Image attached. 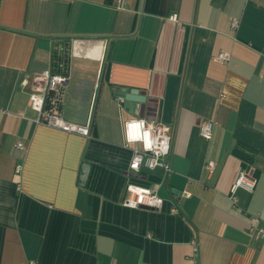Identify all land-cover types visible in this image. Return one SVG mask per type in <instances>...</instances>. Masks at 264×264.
<instances>
[{"label":"crops","instance_id":"obj_1","mask_svg":"<svg viewBox=\"0 0 264 264\" xmlns=\"http://www.w3.org/2000/svg\"><path fill=\"white\" fill-rule=\"evenodd\" d=\"M45 71L66 78L57 112L88 137L34 123ZM130 91L145 97L133 114L117 102ZM132 118L168 129L166 177L129 170ZM241 172L256 185L233 203ZM128 184L162 208L125 207ZM252 217L264 228V0H0V264H264Z\"/></svg>","mask_w":264,"mask_h":264},{"label":"built area","instance_id":"obj_2","mask_svg":"<svg viewBox=\"0 0 264 264\" xmlns=\"http://www.w3.org/2000/svg\"><path fill=\"white\" fill-rule=\"evenodd\" d=\"M117 4L118 10H123L125 8V0H114ZM237 27L236 21H231V28L235 29ZM216 62L225 65L230 61V55L226 53H219L216 56ZM47 73V75H45ZM66 82V78L60 74L53 73L50 71H45L39 75L34 76L31 79V82L29 84L30 86V92L28 95L29 100V107L32 111L36 113V118L33 120L35 124L42 125L51 129L59 130L66 134H73L78 135L81 137H88L89 136V129L90 124L89 121H87L85 124H76L71 123L63 120L58 112L57 107L60 100V91L63 84ZM117 102L119 106H122L124 103V99L121 97L117 98ZM133 119V118H132ZM139 119V118H135ZM153 124V123H152ZM215 123L213 121H206L202 122L199 127V134L201 138L208 142L212 139L213 136V130H214ZM153 135L159 136L161 138V141H163V154L158 157L159 164H157L154 169H149L146 164L149 161L150 158L153 160L156 159L154 152H145L142 144H134V145H128L126 147H131V159L129 163V170L132 171L130 168V164L132 162V158L134 155H138L142 158V162L140 163L139 172L142 169L146 170H155V169H161L165 175V177L170 172V167L168 163V156L170 154V144H171V135L168 131V129L160 124H153ZM123 140L124 145L126 144V141L124 139L123 134ZM17 147L19 149H22V145L18 144ZM160 149H157L159 151ZM204 170L209 174L212 175L215 171V163L213 161H206L203 166ZM16 173L20 172V167L18 166L15 170ZM133 172V171H132ZM138 172V173H139ZM137 173V172H134ZM241 177L244 178L243 183L241 186H237V181L241 179ZM249 184L251 185V190H247ZM256 185V180L249 176L247 173L241 172L237 176L236 180L234 181L233 185L230 188V198L232 202H235L234 193L236 190L241 189L245 192L251 193ZM147 188L151 190V195L156 196L159 199H161L164 203V200L160 198L157 194L156 189L151 187H142ZM127 197L125 198L123 205L130 200V199H136L135 195L132 193H129L128 186H127ZM163 203L160 206H153L148 203V197L145 198V202L142 204H138L137 207H127L130 209H148L153 211H158L162 208ZM175 212V208L172 210ZM259 222V219L257 217H252L250 219V227L249 230L257 237L264 238V228H259L257 226ZM27 264H34L32 262H29ZM197 264V263H194Z\"/></svg>","mask_w":264,"mask_h":264},{"label":"clouds","instance_id":"obj_3","mask_svg":"<svg viewBox=\"0 0 264 264\" xmlns=\"http://www.w3.org/2000/svg\"><path fill=\"white\" fill-rule=\"evenodd\" d=\"M106 43V42H104ZM89 59H98L99 57L88 56ZM47 75V73H45ZM27 84V81L24 82ZM138 115V112H136ZM123 134L124 139L126 141L125 146L134 145V144H142L145 152H154L156 157L155 160L152 158L149 159L146 166L149 169H154V167L159 164L158 157L163 154V141L159 136L153 135V124L143 118L139 119H129L123 122ZM157 149H160L157 151ZM142 162V158L138 155H134L132 158V162L130 164V168L133 172H139L140 163ZM244 178L241 177L240 180L237 181V186H241ZM247 190H251V185L249 184ZM128 191L135 195L136 199H130L125 206L135 208L138 204H142L145 202V198L148 197V203L153 206H160L163 201L156 196L151 195V190L147 188H142L136 185L128 184Z\"/></svg>","mask_w":264,"mask_h":264},{"label":"water","instance_id":"obj_4","mask_svg":"<svg viewBox=\"0 0 264 264\" xmlns=\"http://www.w3.org/2000/svg\"><path fill=\"white\" fill-rule=\"evenodd\" d=\"M119 97L124 99V108L127 109L131 114L135 112V104L145 103V97L138 91H130L125 95H119Z\"/></svg>","mask_w":264,"mask_h":264},{"label":"trees","instance_id":"obj_5","mask_svg":"<svg viewBox=\"0 0 264 264\" xmlns=\"http://www.w3.org/2000/svg\"><path fill=\"white\" fill-rule=\"evenodd\" d=\"M239 158L241 159L242 161V166L243 168H247L248 166H250L252 164V156H248V155H243V154H238Z\"/></svg>","mask_w":264,"mask_h":264}]
</instances>
